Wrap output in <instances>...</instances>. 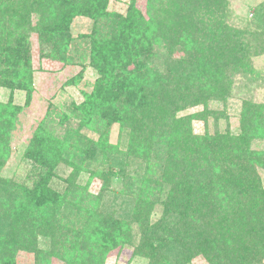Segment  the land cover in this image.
Instances as JSON below:
<instances>
[{
  "label": "trees",
  "instance_id": "obj_1",
  "mask_svg": "<svg viewBox=\"0 0 264 264\" xmlns=\"http://www.w3.org/2000/svg\"><path fill=\"white\" fill-rule=\"evenodd\" d=\"M205 1L211 4L210 8L204 7ZM57 4L58 0H0V88L23 91L28 103L33 91L28 40L30 32L37 36L41 46L40 59L65 64L69 62L66 44L70 38L67 30L72 17L87 15L97 19L96 22H101L111 34L106 40H94L93 58L99 57L108 47L111 56L117 55V68L124 77L120 73H110L104 62L95 61V68L99 71L95 85L97 94L87 96L79 107L72 109L77 113L81 108L86 109V113L79 112L83 116L77 127L78 131L81 127H86L90 119H99L100 116L111 120L119 119L122 126H125V122L132 124L135 133L129 142V157L140 152L149 136L157 137V134H151L150 125L146 128L151 115H148V111L163 112V115L169 111L172 115L189 107H203L201 113L175 121L174 130L178 128L187 137L191 135V122L195 119L206 125L210 117L217 124L218 116L208 110V104L215 98L225 97L231 89V74L250 72L248 67L251 59L264 52V44L254 49H250L248 44L243 45L241 31L228 20L226 0H146L144 16L132 4L124 17L106 13L107 0H87L80 6H74L73 14ZM202 10L210 18L201 15ZM253 21H256V28L264 34V5L256 9ZM3 32L7 36L2 37ZM150 37L152 43L164 40L168 46L164 63L169 67L166 73L151 67L153 59L158 58L154 56L152 59L150 54ZM124 45L131 48L125 49ZM176 52H181L183 57L171 59V55ZM129 54L140 57L144 55L147 65L145 60L139 64L140 67L136 65L133 72L126 70L127 63L123 60L130 57L127 56ZM178 72L184 75V87L180 94L182 97L179 99L172 90L166 89V82L169 80L177 85ZM132 76L136 83H133ZM125 82L139 89L137 94H142L139 103L136 101L138 98L133 97L135 94L130 86L126 89L122 86ZM120 88L125 90V94L121 96ZM155 102H158L156 107ZM149 105L153 106L147 107ZM22 110V107L13 105L11 100L0 103V172L10 152L9 134ZM161 115L153 124L154 127L159 120H163ZM69 117L66 114L62 116L59 124L69 121ZM44 124L47 125V121L41 123L34 133L33 139L40 140L38 151L29 148L27 155L28 160H31L33 153L43 159L41 162L35 157L32 161L37 165L41 179L43 175H49L64 157L59 149L64 147L62 141L54 139L45 130ZM263 124L264 104L247 103L242 108L238 134L230 131L220 134L215 129L213 134H208L205 130L203 135L196 137L197 145L207 149L200 167L195 162L177 163L180 160H175L176 182L170 187L164 202L168 213L164 221L170 228L161 221L153 223L150 220L149 212L153 207L149 202L151 191H144L133 200L129 219L120 221L114 216L113 219L107 218L106 224L110 227H106V241L95 239L106 245H95L93 251L81 253L77 252L79 240L76 237L67 239L65 244L61 243L60 249L67 252L65 256L68 253L72 255L68 264H103L105 253L121 243L120 232L122 229L128 231L130 223L136 224L142 233L139 253L148 257L152 264H165L179 258L189 260L198 256L211 264H221L222 261L218 263L214 255L224 245L222 238L228 237V227L222 224L224 220L217 221L216 216L220 212L218 209H224L222 212L226 217L234 218L241 230L246 229L242 236L238 234L234 238L235 241L244 239L245 242L232 249L235 253L228 246L222 247L223 250L230 251L226 256L227 264H264V186L255 173L256 167L264 169V153L251 152L248 147L250 140L257 138L262 132ZM94 132L97 139L87 140L84 136L80 138L77 131L66 130L68 137L80 143L78 151L82 158L93 159L90 153L101 151L104 160L101 164H108V167L97 170L89 162L85 167L83 163H73L63 198L54 196L55 198H46L47 200L54 203V199H57L60 206H65L71 201L75 202L80 193L86 195V188L79 187L76 183L81 172L88 174L91 179L105 182L113 178L124 179V164L108 163V160L111 161L112 146L108 144L107 130L97 128ZM170 137L173 139L172 135ZM214 155H218L217 158L223 161V167L216 171L220 173L217 179L209 178L206 184L199 182L197 178L190 180L193 166L200 174L208 168L215 173L216 165L214 162L210 163ZM146 170L150 172L148 165ZM12 185L0 177V207L5 211V215L0 217V264H13L12 252L18 246L38 245L33 236V230L38 224L34 212L38 210V203L35 202L42 195L39 194L37 185L33 186L35 189L32 191L25 186ZM86 208L87 213L92 211L91 208ZM197 214H201L202 222L195 217ZM93 217H96L95 214H92L91 219Z\"/></svg>",
  "mask_w": 264,
  "mask_h": 264
},
{
  "label": "rangeland",
  "instance_id": "obj_2",
  "mask_svg": "<svg viewBox=\"0 0 264 264\" xmlns=\"http://www.w3.org/2000/svg\"><path fill=\"white\" fill-rule=\"evenodd\" d=\"M85 1L87 0H58L57 5L63 6L64 9H69L68 13L73 14L75 11L73 7L80 6ZM226 3L227 15H229L228 20L241 31L240 35L243 45L248 44L250 49L263 45L264 34L256 28L257 23L253 21V15L259 6L264 5V0H226ZM132 4L137 11L141 12L143 16L145 15L146 0H107L105 12L124 17ZM203 4L206 9L211 7V4L206 1ZM204 11H200L201 15L210 18V15L205 14ZM96 21L97 19L90 18L87 15H75L72 17L67 30L70 38L66 44V56L69 58V62L65 64L44 58L40 59L39 50L41 46H39L37 36L30 32L28 40L33 72V91L28 103H26V96L23 91L16 89L10 91L7 88H0V103H7L11 100L13 105L23 109L16 117V123L9 134L8 147L10 152L1 169L0 177L15 186L28 187L31 191L35 189L33 186L37 185V189L40 191L39 194L42 195L35 202V204L38 203V210H36V213L34 212V218L36 217L35 220L38 224L36 223L37 227L33 230V236L37 240L38 245L37 247L28 244L18 246L12 252L13 264H68L72 255L68 253V256H65L67 252L62 251L63 249L60 248L62 244L67 242V239H74L75 237L79 240L77 252L89 253L93 251L95 245L102 244L95 239L104 241L107 239L105 232L108 230L106 227H110L106 224L107 218L113 219L115 217L116 220L120 221L129 219L128 216L132 211L133 200L144 191H151V200L149 202L153 204V207L149 212L150 220L153 223L161 221L167 225L164 220L168 213L164 202L167 199L170 187H173L176 182L177 165L175 160H180L177 163L188 162L189 164L195 162L196 166L200 167L207 149L197 145L196 137L203 135L205 130H207L208 134H213L215 129L220 134H224L226 131L238 134L244 105L247 103L254 105L264 104L263 52L261 55L251 59L248 67L250 72L231 74V89L225 97L215 98L208 104V110L218 116L217 124L210 117H208L206 125L204 122L195 119L191 122V135L187 137L184 133L182 134L178 131V128L174 130L175 121L187 116L193 117L201 113L203 107H189L172 115L169 111L164 115L163 112L148 111V115H151L150 122H147L146 128L150 125L151 134H157V137L149 136L140 152L129 157L127 155L129 142L132 134L135 133L132 124L125 122V126H122L119 119L111 120L100 116L99 119H90L86 127H81L79 131L77 130L81 116H83L79 115V112L84 111L86 113V109L81 108L77 113L73 112L72 107H79L87 96L91 94L95 96L97 94L95 85L99 78V71L95 68V61L97 63L104 62L110 73L114 75L120 73L124 77L121 70L117 68V55L111 56L108 47L103 50L99 57L95 56L96 58H93L94 40H106L111 34L107 27ZM1 35L5 37L7 33L3 32ZM138 40L140 41V39ZM149 42L151 44L150 54L153 56L152 59L154 56L158 58L153 59L151 67L159 68L162 73H166L167 68L169 69V67L164 65L168 55L166 42L160 40L159 43L157 41L152 43V37L149 38ZM133 43L131 46H133ZM131 46L125 47V49H129ZM262 49L264 51V45ZM127 56L130 57L123 61L127 63L126 70L130 72L135 70L136 65L140 67L139 64L146 60L143 58L144 55L140 57V55L129 54ZM182 57L183 54L181 52L171 55V59H181ZM145 63L147 65L148 61L146 60ZM178 77L177 85L174 81L169 80L166 82V89L172 90L175 97L179 99L182 97L180 94L184 87L182 83L184 75L178 72ZM132 79L133 83H136L133 76ZM122 86L125 89L130 86V90L135 94L133 97L138 98L136 101L139 103L142 98V94H137L139 89L127 84V82ZM119 94L120 96L125 94V90L120 88ZM157 105L158 102H155L154 106L156 107ZM150 106L152 107L153 105L147 107ZM142 111H145V106H143ZM65 114L70 115L71 119L61 125L59 120ZM160 114L163 115V120H159L157 126L154 127L153 124L156 123ZM46 121L47 125L44 124L45 130L54 139L62 141L61 144L64 147H59V149L64 157L59 160L49 175L45 174L43 179H41L36 168L37 165L35 166L32 161L35 157L40 159L41 162L43 159L33 153L31 160H28L27 155L29 148L38 151L40 140L33 139L34 133L36 128ZM97 128L104 131L105 129L107 130L108 144L112 146L111 161L108 160V163L115 165L124 164V179L113 178L105 182L99 179H91L88 174L81 172L76 183L79 187L83 186L86 188V195L80 193L75 202L71 201L65 206H60V201L57 199H54V203L51 200H47L46 198H55L54 196L63 198L67 189V179L71 176V165L73 163H83L85 167L88 166L89 162L90 166L97 170H103L108 167V164H101L104 163L101 151L91 152L90 155L93 159L82 158L78 151L80 143H77L78 140L73 141L66 133V130L69 132L77 131L80 134V138L84 136L87 140H96L97 134L94 129ZM171 135L173 139L170 137ZM248 147L251 152L264 153V124L260 135L257 138H252ZM75 148H77V151ZM42 152H44L43 149ZM48 152L50 153L49 155H52L50 151ZM168 157L173 159L169 160ZM217 157L219 156L214 155L210 159L212 160L210 163L214 162L216 165L215 173L208 168L206 172L200 174L196 167L193 166L190 180L197 178L199 182L206 184L209 178L217 179L220 173H216V171L223 167L222 159ZM146 165L150 167V172H147ZM255 173L260 177L264 186V169L256 167ZM86 207L91 208L92 211L87 213L85 211ZM223 210L218 209L217 211L220 212L216 216L217 221L224 220L225 222H222V224H224V227H228L226 228L228 229V237L222 238V241H224L222 247L228 246L230 251L235 253L232 249L238 247L237 244H242L244 239H236L235 241L234 238L238 234L242 236L246 229L241 230L240 225L234 222V218L226 217V214L222 212ZM3 212H5L3 207H0V217L5 215ZM92 214L96 216L93 219H91ZM200 215L197 214L195 217L199 218V222H202L203 218ZM167 227L170 228L168 225ZM119 237H121V243L116 248L105 253L103 264H152L148 257L139 253L142 233L136 224L130 223L128 231L122 229ZM222 247L217 254L218 256L214 255V257L215 259L217 258L216 261L218 263L222 261L221 264H227L226 256L230 254V251L228 249L223 250ZM228 259L231 260L230 258ZM165 264L211 263L198 256L189 260H183L182 258L177 261L169 260Z\"/></svg>",
  "mask_w": 264,
  "mask_h": 264
}]
</instances>
